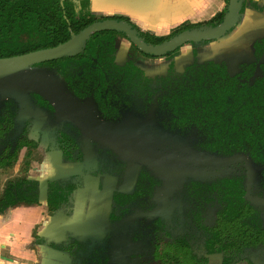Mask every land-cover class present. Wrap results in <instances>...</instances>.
<instances>
[{
  "label": "trees",
  "instance_id": "1",
  "mask_svg": "<svg viewBox=\"0 0 264 264\" xmlns=\"http://www.w3.org/2000/svg\"><path fill=\"white\" fill-rule=\"evenodd\" d=\"M75 1L0 0V59L56 47L99 21L88 0ZM222 19L220 13L215 22L192 29L211 28ZM112 33L95 32L77 52L34 68L93 107L104 121L135 123L162 152L209 161L247 157L252 165L251 196L264 200V64L257 65L264 38L253 45L256 61L242 64L237 75L230 76L225 62L212 59L193 62L177 72L172 59L165 75L146 76L131 60L123 66L114 62ZM148 37L141 35L150 45L164 41ZM39 113L47 114L42 131L48 133L52 147L65 134L73 139L78 135L84 145L80 128L57 119L40 94L0 93V168L15 163L17 152L10 154L7 149L19 148L17 139ZM63 122L77 135L63 128ZM97 142L102 149L91 145L90 161L87 153L81 158L84 174L115 175L120 181L130 161ZM161 168L141 161L133 194L114 193L110 231L102 242L66 234L73 251L71 264H133L134 258L155 257L159 235L174 244L176 264H264V204L245 197L248 174L243 161L218 167L181 163L180 172L173 176ZM82 182V176L48 182L49 210L61 209ZM39 204L38 182L10 180L0 195V214L8 208ZM47 246L63 250L64 243L50 241ZM217 253H222L221 260L212 258Z\"/></svg>",
  "mask_w": 264,
  "mask_h": 264
},
{
  "label": "flooded vegetation",
  "instance_id": "2",
  "mask_svg": "<svg viewBox=\"0 0 264 264\" xmlns=\"http://www.w3.org/2000/svg\"><path fill=\"white\" fill-rule=\"evenodd\" d=\"M73 1H75V0H73ZM77 2H78V0H77ZM228 2H229V0H227V3L225 5V7L220 12L221 14H223V18H224V15L226 13V10H227ZM247 7H251L249 5V2H247L246 0H243V1L241 0V8L239 10L237 21H236L235 25L232 28H230L223 36H221V37H219L217 39H214V40L197 41V42H202V43L186 42L183 45L179 46L173 52L168 53L170 55L172 54V57L166 56L168 54H166V55H164L162 57H155V56H152V55H148V54L144 53L143 51L139 50L135 46V44H133L131 42V40L125 34L117 32V31H110V32H113L112 34H113V37L115 38V49H116V51H115L114 62L118 66H123L125 64V62L131 60V61L134 62L135 66H137L140 70H142L144 75H146V76H163V75L166 74L167 67H168V64H169V63L167 64V60H172L174 58L175 70L177 72H182L185 69L186 66L192 64L193 62H197V60L193 58V53H195L196 47L197 46L209 45L208 46V50L210 51L211 59L216 61V62H225L227 64L228 74L230 76L237 75L241 71V65L242 64H245V63L246 64H249V63L251 64V63L256 61L255 54H254L255 50L253 48V45H254L255 42H258V41L262 40L264 38V34L257 35L258 33H254V39L252 38L250 40L247 39L249 41H247V40L244 41V44L246 46L245 47L243 46L244 47L243 50L246 51L247 55L244 54L246 56H243V58L234 57V56H237L236 53L234 54V51L236 49L235 50L229 49L230 51L228 50L229 52H227V55H232V57H231L232 60H230V61L228 60L229 63L226 62L227 60L225 59L224 56H223V58H219L218 57L219 53H223L226 50H222L220 48L219 51H217V50H213V48L215 47V45L220 44L221 41H223V39H225L226 36L228 34H230L231 32L233 33L231 35L234 36V34L236 33L235 30H238L237 29L238 25L241 22L246 20V19L244 20V18H246V17H244V15L246 13ZM254 7H256L258 9V11H260V13L264 12V5L260 6L259 4H255ZM220 13H218V14H220ZM92 15L94 17L98 18L99 21L115 20V21L125 22V23H127V24H129V25H131L133 27V29L135 30V32H137V34L139 35V37H140V39L142 41H143V39L141 38V35H145V36H149L148 38H150V39L151 38H162V39L164 38V41L162 43H165V42L171 40L172 38H174L176 35L184 32V31H181L178 34L174 35V33L178 29L181 30L184 27L188 28L185 31H189V30L199 31L201 29L198 30V29H192V28L204 27L205 24L208 23V22H211V21L215 22L214 18L216 16L215 15L210 20H207V21H204V22H199V23H196V24L183 23V24H180L179 26L173 28V30H171L167 34H157V33L149 32V31H142L141 28L137 27L128 18H125V17H122V16H106V17H104V16H97L96 14H93V13H92ZM250 28L251 29L253 28L252 32L255 30L254 27H252V26ZM204 29H208V28H203L202 30H204ZM256 31L257 30H255V32ZM121 38H124V39L127 40L125 42V43L128 44V48L125 51V52H127V54H125V52H119V49H120L119 47L120 46L117 47V45H116L117 40H120ZM162 43H160V44H162ZM122 45H124V44H122ZM155 45H158V44H155ZM189 46L190 47L194 46L193 49L190 48L191 52L189 53V55H188V53L187 54L181 53L182 54L181 55L180 51H183V48L189 47ZM237 50H239V49H237ZM243 50H241V51H243ZM177 53L180 54L178 56L179 57L178 59H181L180 61L175 60L177 58ZM137 55H140L141 58H138ZM187 56L190 57L189 60H188ZM182 57H183V59H182ZM148 60L151 62L152 65L154 64V67H155L156 63H158V64L160 62L164 63V65L166 66L164 68V71L161 74L160 73L159 74H157V73L155 74L153 72H147L148 69H145L142 66H146V61H148ZM245 60H247V61H245ZM262 60H264V51H263V53L261 55V58L259 59L257 65H259L260 63L264 64V62ZM142 63H144V64L141 65ZM147 63H149V62H147ZM231 63H233V67L237 68L234 73H231L229 71ZM39 64H41V63H39ZM80 103L82 104V102H80ZM54 111H55V109H54ZM56 118L59 119L58 117H56ZM36 119L38 121V125L40 126V130H39L40 133L42 134V136H44L46 138V143H45L46 146H45V148L43 150L39 148L38 140L33 141L30 138V131H31V128H32V124H33V122ZM46 121H47V114H45V113H39V114H37L34 117V119L31 122V125H30L29 129H27V133L26 134H22V136H20L19 139H17L18 140L17 145H18L19 148H14L13 150L12 149H7V153H10V154H13V153L17 152L15 163L13 165H11L10 167H5V168L2 167V168H0V171L1 172H5L7 170H12L16 166V164L18 162L19 156L22 155L21 165H19V166L17 165V166L20 167V172H21L23 178H26L27 180H32V179L29 178L31 176L29 174H27L28 171H30V168H31V170L33 172L34 171H39V169L40 170H46L45 168L41 169L40 167H42V166L46 167L49 163H52V165L54 167H53V169L50 168L48 170L49 171L48 175H50V174L56 175V174H60L62 172L64 174L65 173H69L70 174V175H68L67 177H64V178H58V179H55V180H50V179L48 180L47 179V181H44V182H42L40 180H32V181H36V182L39 183V192H40L41 183L47 184L48 182H53V181L60 180V179L62 180V179H67V178H71V177L82 176V181H83L82 182V186L77 187L75 189V191H73V193L69 197L68 202L65 203L62 206L61 209H59L58 211L57 210L56 211H50L48 206H47V203H45L46 208H47L46 211H47L48 214H51V215L52 214L56 215L57 213L59 214V213L64 212L66 215H70L73 218L75 213H77L75 211V208L77 206L80 207V208L84 207V213H82V217H83V219L84 218L86 219V217L88 215V212L91 211L92 209H95V217L94 218L100 216L101 219H102L104 217V222H102V228L100 230L101 234L99 233V237L101 238V240L99 239V241H94L92 239V237L90 236L89 228H87L86 226L85 227H81L82 229L79 228L80 230H82V233H76L75 232L76 229L79 231L78 227H75L74 225H70L69 226V225H67L65 223H59L57 225L58 227H60L62 229H66L67 228L66 234L67 233L68 234L69 233H73V234L80 235L81 237H84V238L87 237V238H89L92 241V243H100V242H102L105 232H109L110 231L109 218H110L111 212H112V210L114 208V201H113L114 193L115 192H120V193H123V194H126V195L133 194L134 189H135V183L137 181V177H138V174H139L140 169H141V161L149 162L151 164L162 165L161 169L163 170V172L172 173L171 174L172 176L175 175V174H178V172L172 171V170H171V172H166L165 171L164 166L169 165L171 163L169 161H166L164 159H159V158L155 159V158H152L150 156H146V155L140 154V153H138V154L141 156V158L138 159L136 157V152H128V153L132 154V156H129V155L124 154L122 152H119L115 148L111 147V149L114 150V152H116L119 156H121L123 158H126V159H128L130 161L125 166V169L123 171L122 179L119 181L118 176L108 175V174H100V173H97V175H93V176L92 175H88V174L85 175L84 172H83L85 164H84L83 159L81 160V158L83 156L86 157V153H87V160L90 161L91 152L89 150H91V148H92L91 145L92 146L96 145L97 149H99V150L102 149V147L100 145L94 143V140H85V138H84V145H83V141H82V143H81V141H78L79 136L77 135L76 131L73 128H71L70 126L64 124V122H63V128H66L68 131H73L74 134L77 135V139L76 138L73 139V138H71L70 136H68L66 134L64 136L60 135V138H58L57 140H55L53 142L55 145H54V147H52V143L49 140L48 133H44L42 131V127L46 123ZM134 124L135 123H132V122H130V123H122V122L113 123V125L116 126V129L113 128V134L114 135H118L119 138H121L123 141H126L127 143L129 142L130 144L141 146V147H143V148H145V149H147L149 151H154V152L161 153V154H169V155L178 156V155H175V154L162 152L160 149H158L157 143L151 137L146 135L145 130L137 127ZM124 127H128V134L130 136L131 135L133 136V134H136L137 132H140L139 134H141L144 137L145 141L143 143H139L138 144V143H136L137 141L134 140V139H130V140L126 139L125 137H123V135L125 133V132H123ZM79 131H80V134L84 136V133L82 132V130L79 129ZM56 136H57V134H56ZM97 143H101V142H97ZM0 156H2V155H0ZM239 156H241V155H239ZM3 157H5V156H3ZM52 158H54L55 160L54 159L52 160ZM79 158H80V160H79ZM129 165L139 166V170H138V174L136 176V181H135V183L133 185L134 186L133 190L131 192H123V191L120 190V186L125 181L130 180V178H128V175H127V167ZM172 166H174V164H172ZM245 167H246V164H245ZM251 167H252V165H251ZM177 168H179V166ZM246 170H247V168H246ZM22 176L18 177L16 179L22 178ZM88 180L89 181H91V180L96 181L97 182L96 187L95 188L93 187L94 189L91 192L90 197L88 195V198L86 200L76 201L75 194L79 190H82L85 187V185H86ZM169 180L170 179H168V182H169ZM252 181H253V179H252ZM247 184H248V180H247V183H246L245 197H246V191H247ZM251 185H252V182L249 185V190L250 191H251ZM94 192H95V194H97V193L100 194L99 198L96 197L95 195H93ZM102 193H105V194H102ZM249 195H250V197H252L251 196V192H249ZM252 198H254V197H252ZM256 199H260V198H256ZM261 200H263V199H261ZM45 201H46V189H45ZM94 203H96V204H98L100 206H97L96 208H92V207L89 208V206L94 204ZM91 213H92V211H91ZM66 234H65V238L59 241V242L63 241V243H64L63 250H58V249H55V250L60 251L64 255H67V257L65 256V257H62L61 259L65 260V261L69 260V262L71 264V254H72L73 251H72V248L70 246L71 243L70 244L68 243L69 240L66 238ZM217 254H220V253H217ZM215 255L216 254H214L212 256V258H216ZM221 255H222V253H221ZM221 258H222V256H221ZM221 258L218 259V260H221ZM178 261L182 262V257H180V260H178ZM163 263H164V261H163Z\"/></svg>",
  "mask_w": 264,
  "mask_h": 264
},
{
  "label": "water",
  "instance_id": "3",
  "mask_svg": "<svg viewBox=\"0 0 264 264\" xmlns=\"http://www.w3.org/2000/svg\"><path fill=\"white\" fill-rule=\"evenodd\" d=\"M240 8L241 0H229L224 18L217 26L199 31H184L171 40L158 45H149L143 42L133 27L125 22L103 20L93 23L77 35L72 36L67 42L56 47L0 59V93L8 97L21 96L26 92L38 93L53 106L56 116L59 119L72 122L78 126L84 133L86 140L101 142L129 156H132V154L128 152H136L138 159L141 158L138 153L155 159H164L174 164L173 168H177L181 163L204 167H218L242 160L246 164L248 174L246 197L252 202L264 204V200L252 198L249 195V185L252 182L253 176L251 163L248 158L244 156H233L224 160L209 161L189 156L161 154L149 151L138 145L130 144L129 142L127 143L119 138L118 135L113 134V128L116 129L113 123L104 121L93 107L88 104H81L66 92L51 76L33 67L36 64L56 60L77 52L91 34L99 31H117L123 33L139 50L148 55L162 57L173 52L186 42L214 40L223 36L235 25ZM45 189L46 184L41 183L40 200L42 197H45ZM61 231L62 234L58 233L54 235L53 239H64L67 228ZM75 232L82 233V230L79 229L78 231L76 229ZM47 249L49 254L67 257V255L53 248L47 247Z\"/></svg>",
  "mask_w": 264,
  "mask_h": 264
},
{
  "label": "rangeland",
  "instance_id": "4",
  "mask_svg": "<svg viewBox=\"0 0 264 264\" xmlns=\"http://www.w3.org/2000/svg\"><path fill=\"white\" fill-rule=\"evenodd\" d=\"M233 34L232 32L226 36L225 39H223L224 42H226L229 38V36ZM127 40L124 38H121L120 40H117L116 45L117 47L120 46L119 52H125L128 48V44L125 43ZM124 44V45H122ZM191 46V45H190ZM185 47L183 48V51H180L181 53L189 55L190 48L192 47ZM209 45L204 46H197L195 49V53H193V58L196 59L198 62L204 63L206 61H209L211 59L210 51L208 50ZM211 46V45H210ZM188 48V49H187ZM133 50V49H132ZM127 54V52H125ZM179 53H177V58L175 60L180 61L181 59H178ZM182 55V54H181ZM138 58H141L140 55H137ZM186 56V55H185ZM188 60L190 59L189 56ZM136 58V57H135ZM170 60H167V64ZM174 61V58H173ZM247 61V60H245ZM264 62V60H262ZM149 62V63H147ZM142 63L141 65H143ZM151 62L148 60L146 61V66H142L145 69H148L147 72H153L157 74H161L164 71V68L166 67L164 63L160 62L159 64L156 63L155 67L154 64L151 66ZM153 67V68H152ZM40 126L38 125L37 119L33 122L32 128L30 131V138L33 141L38 140V146L40 149H44L46 146V138L42 136L40 133ZM124 135L126 139H134L137 142L136 143H143L145 141L144 137L139 134L140 132H137L136 134H133V136L128 134V127H124L123 130ZM136 136V137H135ZM174 145V143H172ZM54 158H52L53 160ZM22 155L19 156V160L16 164V166L21 165ZM55 160V159H54ZM15 166V167H16ZM42 166V165H41ZM52 163H49L46 167H40L41 169L45 168L46 170H40L39 171H32L30 168V171H28L27 174H29L31 177H29L32 180H40L42 182L49 180H55L58 178H64L70 175L69 173H60L56 175H48L49 169H53ZM139 166L136 165H129L127 167V175L130 180L125 181L120 186V190L123 192H131L133 190V185L136 181V176L138 174ZM176 171L180 172L179 168H173V166H167L165 171L171 172ZM75 171V170H74ZM22 174L20 172V167L15 168V170H7L5 172L0 171V195L3 192L7 182L10 180H15L18 177H21ZM23 178V176H22ZM97 182L94 180L87 181L85 187L82 190H79L75 194L76 201L80 200H86L88 198V195L90 197L91 192L96 187ZM94 187V188H93ZM105 194V193H102ZM96 197L99 198L100 194H94ZM45 197H42L40 200V204L37 206L43 205V214L40 216L37 222L32 221L33 217V211L29 209L27 213H32L31 215L22 213V211H17V215L13 216V210L14 208H8L6 210L5 214H0L3 216L0 218V222L4 224V226L7 228L4 231H2V234L5 236V238L0 239V264L1 262L7 264V262L10 260H15L18 263L21 264H49L47 263V257L48 249L47 245L50 241L59 242L58 239H53L54 235L62 234V228L57 226V223H65L67 225H74L75 227L81 228V227H87L89 228L90 236L94 241H99L101 238L99 237V233L101 234L100 230L102 228V222H104V217L101 219L100 216L97 218L95 217V209H92L88 212V215L86 219H75L72 218L70 215H66L64 212L57 213L56 215L48 214L46 211V205H45ZM97 206H100L96 203L89 206V208H96ZM18 207H25V206H18ZM36 207V206H31ZM16 208V207H15ZM75 211L78 213H84V207H76ZM212 211L208 214L209 219L212 218ZM13 216L12 220L10 221V218ZM76 217V216H75ZM80 217V216H79ZM77 217V218H79ZM101 219V221H100ZM10 222V224H9ZM20 222V223H19ZM9 224V225H8ZM25 228V229H24ZM62 240V239H61ZM157 245V255L155 257H150L146 259H138L134 258L132 260L133 264H176L175 259H177L179 256L174 251V245L172 244L171 240L168 238H165L163 235H159L156 241ZM25 254H28V257L26 259H23V256ZM221 253L216 254L215 257L220 259ZM164 261V263H163ZM11 262V261H9ZM180 262V261H179ZM53 264H70L69 260H62L61 262H55ZM182 264V263H178Z\"/></svg>",
  "mask_w": 264,
  "mask_h": 264
},
{
  "label": "crops",
  "instance_id": "5",
  "mask_svg": "<svg viewBox=\"0 0 264 264\" xmlns=\"http://www.w3.org/2000/svg\"><path fill=\"white\" fill-rule=\"evenodd\" d=\"M91 11L97 16H122L128 18L137 27L141 28L142 31H149L157 34H167L176 26L183 23L196 24L199 22H204L210 20L212 17L217 15L225 7L227 0H88ZM249 2L251 7H247L246 13L244 15V20L241 22L236 33L229 36V39L224 42L221 41L220 44L215 45L213 50L219 51L226 50L223 53H219L218 57L227 60L229 63L232 60V55H227L229 49L235 50L237 58H243L246 56V51H244V41L247 39H254V33L257 35L264 34V12L260 13L255 4L264 5V0H246ZM248 17V18H247ZM254 27L255 30L252 32L250 27ZM249 37V38H248ZM247 40V41H249ZM244 46V47H243ZM239 49V50H237ZM229 50V51H228ZM243 50V51H241ZM246 54V55H244ZM183 59V57H182ZM234 59V58H233ZM229 60V61H228ZM229 71L234 73L237 68L233 67V63L230 64ZM15 168H13V171ZM31 209L33 211L32 221L37 222L40 216L43 214V205L36 207H16L14 208L13 216L17 215V211H22V213L31 215L32 213H27ZM13 216L10 218L12 220ZM76 216V217H75ZM80 216V217H79ZM3 216L0 215V218ZM79 217V218H77ZM75 219H82V213H75ZM94 218V216H93ZM97 218V217H96ZM104 220V219H103ZM101 221V219H100ZM20 223V222H19ZM10 224V222H9ZM8 224V225H9ZM59 223H57L58 225ZM7 229L4 224L0 222V239L5 238L2 231ZM25 229V228H24ZM82 229V228H80ZM49 254V252H48ZM28 254L23 256L26 259ZM62 257L59 255L49 254L47 257V263L53 264L55 262H61ZM7 264H21L15 260H10ZM2 264H5L1 262Z\"/></svg>",
  "mask_w": 264,
  "mask_h": 264
}]
</instances>
